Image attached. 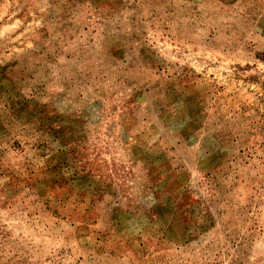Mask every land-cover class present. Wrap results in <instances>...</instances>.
Here are the masks:
<instances>
[{
  "label": "rangeland",
  "instance_id": "374dc122",
  "mask_svg": "<svg viewBox=\"0 0 264 264\" xmlns=\"http://www.w3.org/2000/svg\"><path fill=\"white\" fill-rule=\"evenodd\" d=\"M0 264H264V0H0Z\"/></svg>",
  "mask_w": 264,
  "mask_h": 264
}]
</instances>
